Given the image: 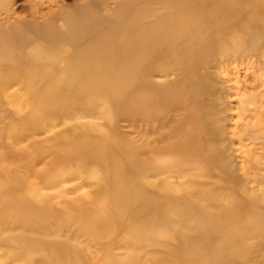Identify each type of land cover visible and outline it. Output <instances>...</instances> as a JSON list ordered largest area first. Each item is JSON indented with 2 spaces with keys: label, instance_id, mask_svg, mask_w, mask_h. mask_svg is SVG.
Returning a JSON list of instances; mask_svg holds the SVG:
<instances>
[{
  "label": "rangeland",
  "instance_id": "obj_1",
  "mask_svg": "<svg viewBox=\"0 0 264 264\" xmlns=\"http://www.w3.org/2000/svg\"><path fill=\"white\" fill-rule=\"evenodd\" d=\"M151 1L0 0V38L27 34L0 54V264H264V0L144 62L126 47L99 91L65 70L161 21ZM68 21L80 46L32 35ZM123 77L145 79L129 109Z\"/></svg>",
  "mask_w": 264,
  "mask_h": 264
},
{
  "label": "bare ground",
  "instance_id": "obj_2",
  "mask_svg": "<svg viewBox=\"0 0 264 264\" xmlns=\"http://www.w3.org/2000/svg\"><path fill=\"white\" fill-rule=\"evenodd\" d=\"M236 1L237 0H159L158 2L161 6H157L158 2L152 0L149 3L154 10L164 9V12L161 14L163 15L161 21L149 20L147 27H141L139 31H132L136 34L137 38L135 40L120 43L118 45H112L108 38L114 33L119 38L124 32H128V28L125 25H120L116 30L101 33V35L98 34L96 40L101 42V46L91 51L86 47H79L72 62L68 61L66 66L64 64L65 70L69 74H76L78 77L82 78L85 83H96L99 91L105 88L108 82V79L102 76L101 71L106 70L104 73L118 75L116 74L118 70L115 69V66L117 61L121 62L126 59V55L124 54V51L127 49L126 47L132 46L135 53L134 58L138 62H144L151 59L155 46H162L165 50H169L174 46L176 38L178 39V37L181 36L183 37V41L186 42L198 32L199 28L205 25L214 27L216 32L224 31L228 25L234 22L241 14L240 9L236 6ZM239 1H242L246 6L251 5L255 9L258 8L256 3H251V1L256 2L255 0ZM149 3H147L146 6L148 11L151 10ZM155 16L156 15H154V18ZM15 29L16 28L10 29L0 38V54L4 53L6 50L7 42H22L27 39V34L25 32ZM262 29L264 31V28ZM31 32L35 37L42 36V33L48 32L52 42L66 41L73 46H80V29L71 21L64 23L60 29L45 24L42 27H34L31 29ZM233 41L234 40H231L229 42ZM253 41L254 43L260 42L257 39ZM229 42H227L225 46H230ZM115 52L116 54H114ZM45 54L47 53L42 52L39 55ZM189 59H191L189 56H178L176 58V63L188 64L187 62ZM199 59H203V57L201 56ZM130 75V72H128V77H130ZM130 80L131 78H127L126 80L123 77L119 80V84L111 89L114 102L118 103L123 109H129L137 104L136 96L132 91L140 81H145V79L139 80V78ZM165 90L164 86L147 82L146 94L153 100L163 96ZM189 135L190 140L188 141V145L190 141L194 143L193 133ZM259 226L260 224H257L258 228Z\"/></svg>",
  "mask_w": 264,
  "mask_h": 264
}]
</instances>
